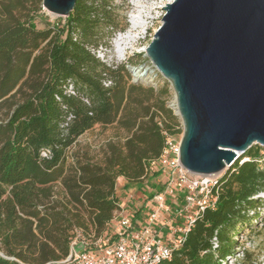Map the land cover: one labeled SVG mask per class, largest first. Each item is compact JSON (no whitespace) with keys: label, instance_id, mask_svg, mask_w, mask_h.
Instances as JSON below:
<instances>
[{"label":"trees","instance_id":"16d2710c","mask_svg":"<svg viewBox=\"0 0 264 264\" xmlns=\"http://www.w3.org/2000/svg\"><path fill=\"white\" fill-rule=\"evenodd\" d=\"M116 1L76 0L65 23L40 29L42 0H0V264H56L75 238L105 235L121 209L118 180L144 181L165 132L182 131L168 81L132 82L128 64L97 56L126 28ZM113 123L127 136L103 159L70 153L81 135ZM262 193L264 146L253 145L221 176L217 208L164 264H228L237 251L239 264H257L239 238L264 221Z\"/></svg>","mask_w":264,"mask_h":264},{"label":"water","instance_id":"95a60500","mask_svg":"<svg viewBox=\"0 0 264 264\" xmlns=\"http://www.w3.org/2000/svg\"><path fill=\"white\" fill-rule=\"evenodd\" d=\"M75 2L42 5L67 17ZM163 9L146 57L175 94L181 162L196 174L223 173L264 146V0H173ZM128 68L134 76L144 67Z\"/></svg>","mask_w":264,"mask_h":264},{"label":"built area","instance_id":"2783aa9c","mask_svg":"<svg viewBox=\"0 0 264 264\" xmlns=\"http://www.w3.org/2000/svg\"><path fill=\"white\" fill-rule=\"evenodd\" d=\"M146 47H139L136 52L146 55ZM107 50L99 48L97 56L106 64L117 67L115 61L108 59ZM127 50H118V55L126 61L130 57L126 56ZM110 83L106 82V85ZM68 92L75 93L72 84ZM178 128L182 131L171 135L165 132L161 155L151 165V169L159 166L161 189L151 191L152 194L145 198L147 216L141 218L136 213L126 214L123 209L118 211L105 235L90 240L75 238L67 258L56 264H164L171 260L204 212L217 208L220 178L224 174L201 175L186 169L180 154L183 125ZM47 154L43 152V155ZM216 240L215 237L214 248L218 247ZM241 256L242 251H237L227 256L223 263L239 264Z\"/></svg>","mask_w":264,"mask_h":264},{"label":"rangeland","instance_id":"374dc122","mask_svg":"<svg viewBox=\"0 0 264 264\" xmlns=\"http://www.w3.org/2000/svg\"><path fill=\"white\" fill-rule=\"evenodd\" d=\"M173 2V0H150L147 8L144 9V15L147 17V23L144 26L138 27V31L135 33L136 37L134 41L130 44H124L128 53L126 56H130L133 59L128 63L123 60L118 54V43L127 41L128 32L133 28L132 16L137 13L138 6L134 0H118L117 4L120 6L118 11L119 24H126V28L123 31L117 32L115 38L112 41V46L107 50V55L109 60L115 61L118 65L126 63L128 65L139 67L144 65V69L150 68V70L145 73V76H152L153 79L140 78L141 83L145 86L162 87L166 83V79L163 78L156 69L152 72V63L148 60L144 53L136 52L139 47L147 46L153 39L155 35V30H157L163 22V15L165 10L163 9L168 2ZM66 16H57L50 13L47 9H42L37 20V26L40 29L46 28V26L56 23L61 20V23H65ZM123 39V40H122ZM129 42V41H128ZM140 53V54H139ZM143 71V70H142ZM132 82L135 81L134 76L131 74ZM171 88V86H170ZM167 105L172 108L176 113L175 107V94L171 89V95L167 100ZM177 114V113H176ZM5 116V112L0 110V118ZM180 119V118H179ZM181 122V121H180ZM127 136V131L119 127L117 123L110 124L109 126L96 125L94 129H91L81 135L77 139V143L72 146L70 153H84L88 152L90 156L95 160H101L105 156V150L107 144L113 141H124ZM159 166L153 168L144 181L138 183H128L123 178H120L117 183V194L119 196V201L123 210L126 214L132 215L133 213L139 212L142 218L147 216V208L145 206V198L151 195V191H157L161 184L158 182L160 178L158 175L154 176V172L158 171ZM162 178V177H161ZM155 185L154 187L151 185ZM122 208L119 210L121 211ZM264 216V212L262 213ZM240 244L248 248L254 257L258 258L257 264H264V221L254 230L251 229L249 232L242 234L239 238ZM79 250L82 248L77 246Z\"/></svg>","mask_w":264,"mask_h":264},{"label":"bare ground","instance_id":"6f19581e","mask_svg":"<svg viewBox=\"0 0 264 264\" xmlns=\"http://www.w3.org/2000/svg\"><path fill=\"white\" fill-rule=\"evenodd\" d=\"M150 0H134V2L137 4L138 6V11L136 14H134L131 18L133 20V28L128 32V36H127V39H124V40H127L126 42L123 41V42H120L118 43V48H119V51H123V49H126V47L124 46V44H130L132 41L135 40L136 37V32L138 31V27L140 26H145L146 25V21H147V17H145L146 15H144V9L148 7L149 5V2ZM170 2V1H169ZM168 2V3H169ZM167 3V4H168ZM166 4V5H167ZM139 33V31H138ZM123 40V39H122ZM129 41V42H128ZM135 78H147V79H153L152 76H145L141 70L137 71L134 75Z\"/></svg>","mask_w":264,"mask_h":264},{"label":"crops","instance_id":"0c3cea01","mask_svg":"<svg viewBox=\"0 0 264 264\" xmlns=\"http://www.w3.org/2000/svg\"><path fill=\"white\" fill-rule=\"evenodd\" d=\"M121 208L123 209V207L121 206ZM123 211V210H122ZM124 212H125V210H124ZM126 213V212H125ZM139 217H141L142 218V216H140V215H138Z\"/></svg>","mask_w":264,"mask_h":264}]
</instances>
